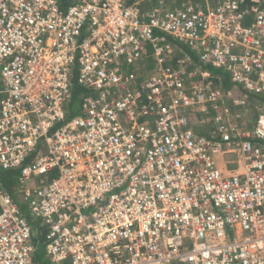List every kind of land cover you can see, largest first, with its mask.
Returning a JSON list of instances; mask_svg holds the SVG:
<instances>
[{
  "label": "built area",
  "instance_id": "1",
  "mask_svg": "<svg viewBox=\"0 0 264 264\" xmlns=\"http://www.w3.org/2000/svg\"><path fill=\"white\" fill-rule=\"evenodd\" d=\"M212 69L264 99V0H0V264H264V101Z\"/></svg>",
  "mask_w": 264,
  "mask_h": 264
},
{
  "label": "crops",
  "instance_id": "2",
  "mask_svg": "<svg viewBox=\"0 0 264 264\" xmlns=\"http://www.w3.org/2000/svg\"><path fill=\"white\" fill-rule=\"evenodd\" d=\"M177 1V0H176ZM179 1V0H178ZM155 2V1H154ZM181 2V1H180ZM180 2L177 3H169L168 4V0H166V5H168V7H174L179 5ZM212 74V73H211ZM213 77H211L210 79L206 80L204 83H209L210 87L212 89H220L222 92V95L224 97L223 99V103L224 105H228L231 106L233 112L236 115H239V117H237L235 120L237 122V124L239 125V127L244 128V129H249L254 125V122H252V119L249 117L248 115V111L250 110V105L251 102H256V103H260L263 100L262 99H257V98H252L249 97L248 98V104L244 107V108H238V107H233V100L239 96V94L237 93L236 89L233 87L232 85H230V81L228 79V81H222L220 82L219 80L216 79V75L212 74ZM196 123L200 122V119H202V117L200 115L196 116ZM255 121V120H254ZM208 125H205L204 127L202 126L201 128H199L196 124H192V127L195 131L202 133L204 135H208V131L209 130V121H207ZM218 163L222 166H225L227 169H239L242 167V157L241 154L238 151L235 150H225L218 158H217Z\"/></svg>",
  "mask_w": 264,
  "mask_h": 264
},
{
  "label": "trees",
  "instance_id": "3",
  "mask_svg": "<svg viewBox=\"0 0 264 264\" xmlns=\"http://www.w3.org/2000/svg\"><path fill=\"white\" fill-rule=\"evenodd\" d=\"M193 59L196 61L195 57H193ZM210 72L212 74H215L218 77H222L223 81H228L229 79L227 74L223 73L222 71L212 69L210 70ZM83 96H84V90L79 85H77V83L74 81L73 88H72V100L70 104V116L77 115ZM17 177H18V171L16 170L1 171L0 172V183L3 185V187L8 192L13 193L17 186ZM15 199L19 200L17 197H15ZM36 237L37 238L34 241L37 244V247L39 250L38 258L36 256V263L37 264H49V261L47 259H43V254H44L43 240L44 238L39 235H37Z\"/></svg>",
  "mask_w": 264,
  "mask_h": 264
},
{
  "label": "rangeland",
  "instance_id": "4",
  "mask_svg": "<svg viewBox=\"0 0 264 264\" xmlns=\"http://www.w3.org/2000/svg\"><path fill=\"white\" fill-rule=\"evenodd\" d=\"M153 1H155V0H153ZM182 2L183 0H168V2L169 3H177V2ZM150 66L151 65H148L147 67H146V74H149V70H150ZM231 85V84H230ZM250 110L248 111V115H249V117L252 119V122H255L254 120L256 119V115H257V112H258V110H259V108H260V103H256V102H251V105H250ZM0 172H1V170H0ZM27 210L25 209V215L27 216ZM39 221L38 220H33V221H31V220H29V225L31 226V227H33V226H39ZM39 236H42V237H44V235H42L41 233H39ZM37 237H35L34 238V240L36 239ZM38 255H39V250L37 251V253H36V255L35 256H37V258H38ZM43 259H46V257H45V254H43Z\"/></svg>",
  "mask_w": 264,
  "mask_h": 264
}]
</instances>
